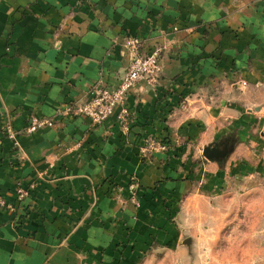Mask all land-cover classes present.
Here are the masks:
<instances>
[{"label": "crops", "instance_id": "obj_1", "mask_svg": "<svg viewBox=\"0 0 264 264\" xmlns=\"http://www.w3.org/2000/svg\"><path fill=\"white\" fill-rule=\"evenodd\" d=\"M124 36L160 49L159 81L131 90L123 124L119 108L95 127L62 116L99 79L117 84ZM224 79L264 98V0H0V124L18 131V148L0 131V195L15 204L17 186L35 185L15 213L0 209V264H114L118 241L141 243L143 223L166 222L161 198H175L183 173L163 154L142 157L144 138L215 113L187 95ZM32 114L54 124L25 134ZM130 179L136 220L115 199Z\"/></svg>", "mask_w": 264, "mask_h": 264}, {"label": "rangeland", "instance_id": "obj_2", "mask_svg": "<svg viewBox=\"0 0 264 264\" xmlns=\"http://www.w3.org/2000/svg\"><path fill=\"white\" fill-rule=\"evenodd\" d=\"M122 44L121 39L120 50L127 64L117 84L107 86L103 79H99L91 86L89 98L66 103L59 110L62 116L86 119L94 127L109 119L95 124L66 110L91 101L96 87L115 89L119 85L130 64ZM158 55L161 64L159 77L153 83L142 81L129 89L124 107H116L120 112L126 110L123 119H119V114V124L126 122L128 117L127 97L131 90L140 84L154 87L161 78L164 71L161 51ZM187 96L196 97V102L203 104L201 109L211 106L215 113L203 114L198 124H182L174 132L166 131L164 136L149 135L144 138L142 157L159 153L173 159L172 165L177 164L179 171L183 172L176 180L182 185L177 187L174 199H171L172 196L161 198L159 206L167 216L166 222L160 221L155 226L143 223L144 227L139 229L145 233V238L136 246L126 240L118 241L114 264H264V98H255L254 90H240L235 87L234 81L228 79L214 86H199ZM178 103L183 108L191 105L186 96ZM31 117L35 115H30L28 121ZM38 119L50 125L28 132L27 124L25 134L54 124L51 119ZM6 123L12 125V121L6 119L1 122L0 131L8 138L4 132ZM192 125H196L197 129L188 128ZM15 131L16 137L8 139L18 148V131ZM226 143L231 151L221 163L203 156L205 147L216 144L221 147ZM156 146H164V149H157ZM107 182L110 193H113L116 190L113 182ZM136 182V179H130L127 188L116 191L115 197L124 207L129 203L134 213L133 220L138 218L141 206ZM123 230L126 239L130 228L124 227Z\"/></svg>", "mask_w": 264, "mask_h": 264}, {"label": "built area", "instance_id": "obj_3", "mask_svg": "<svg viewBox=\"0 0 264 264\" xmlns=\"http://www.w3.org/2000/svg\"><path fill=\"white\" fill-rule=\"evenodd\" d=\"M123 50L129 56L130 64L124 74L123 80L115 89H105L96 87L92 92V99L87 104L68 108L66 111L75 116H82L90 119L93 123L98 124L109 118L116 107H124L126 95L129 89L138 82L153 83L160 75L161 64L158 53L159 48H153L152 51H143L142 39L139 36H125L122 38ZM145 53V54H142ZM126 116V110L120 112L119 119ZM47 121H40L36 117H31L28 121L27 131H33L37 127L48 125ZM50 125V124H49ZM4 132L8 138L16 137L15 130L9 123L4 124ZM17 145V143H14ZM157 149H164V146H156ZM35 188L34 185L24 188L17 186L15 190L16 203L22 202L30 195ZM16 203H8L0 195V209L10 214L16 212Z\"/></svg>", "mask_w": 264, "mask_h": 264}, {"label": "water", "instance_id": "obj_4", "mask_svg": "<svg viewBox=\"0 0 264 264\" xmlns=\"http://www.w3.org/2000/svg\"><path fill=\"white\" fill-rule=\"evenodd\" d=\"M230 151L231 149L228 143L221 147L216 144L213 147H205L203 149V156L210 161L221 163L226 159Z\"/></svg>", "mask_w": 264, "mask_h": 264}]
</instances>
